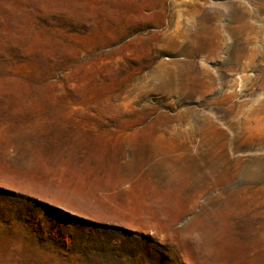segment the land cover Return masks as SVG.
Segmentation results:
<instances>
[{
    "label": "rangeland",
    "instance_id": "obj_1",
    "mask_svg": "<svg viewBox=\"0 0 264 264\" xmlns=\"http://www.w3.org/2000/svg\"><path fill=\"white\" fill-rule=\"evenodd\" d=\"M0 264H264V0H0Z\"/></svg>",
    "mask_w": 264,
    "mask_h": 264
}]
</instances>
